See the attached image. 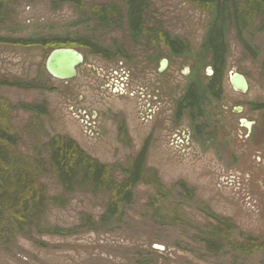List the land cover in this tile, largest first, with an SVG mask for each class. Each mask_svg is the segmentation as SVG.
I'll return each instance as SVG.
<instances>
[{
	"label": "rangeland",
	"instance_id": "1",
	"mask_svg": "<svg viewBox=\"0 0 264 264\" xmlns=\"http://www.w3.org/2000/svg\"><path fill=\"white\" fill-rule=\"evenodd\" d=\"M101 6L116 9L109 25L93 19ZM4 13L0 105L6 110L4 123L18 141L16 155L33 157L51 138H68L121 182L146 148V174L124 221L112 231L84 228L86 220H100L109 196L76 192L66 197L64 207L48 205L35 226L1 248L0 264H264V32L258 33L256 24L244 37L255 57L243 49L235 31L227 34L223 93L209 104L203 144L186 115L177 120L176 106L188 85L207 84L213 76L210 57L201 52L207 12L188 0H148L138 42L129 37L127 9L120 0H86L82 11L55 9L50 0L12 2ZM166 36L186 45L181 57L170 53ZM30 37L57 44L88 37L116 57L106 60L73 44L69 49L84 62L73 80L61 81L46 70L52 46L10 44ZM164 60L167 67L161 72ZM231 73L246 78V93L232 88ZM241 121L252 123L251 130ZM39 182L50 199L63 196L52 173ZM154 182L167 191L164 198ZM182 183L193 190L192 203L180 200ZM155 199L159 202L151 207ZM157 208L162 215L178 208L183 222L173 226L156 217ZM207 211L233 223L234 242L252 238L260 251L248 258L233 250L209 253L202 240L217 222Z\"/></svg>",
	"mask_w": 264,
	"mask_h": 264
},
{
	"label": "trees",
	"instance_id": "2",
	"mask_svg": "<svg viewBox=\"0 0 264 264\" xmlns=\"http://www.w3.org/2000/svg\"><path fill=\"white\" fill-rule=\"evenodd\" d=\"M37 1L0 0V24L6 20L4 12H6L7 5L12 4V2L17 5L34 4ZM85 1L50 0L55 9L70 6L80 11L85 8ZM120 1L126 5V25L129 37L133 42H138L145 30V11L148 7V0ZM188 1L197 9L207 12L210 17L201 52L209 55V65L213 70V76L207 84L191 83L187 86L184 95L177 103L176 116L177 120L180 121L186 115L193 124L195 132L200 135L199 139L205 144L203 133L206 129L204 124H207L206 115L209 104L212 101L219 100L223 93L227 34L231 30L235 31L243 49L249 56L255 57L252 47L244 37L246 35L249 37L255 31V24L258 33L264 32V0ZM99 8V10L92 13L93 19L103 25H109L113 21L112 18L117 14L116 9L110 10L106 6ZM163 38L173 56L181 57L186 52V45L183 42L168 36ZM3 40L9 43L8 40ZM10 44L46 48L52 46L51 51H54L61 48H70L75 43L68 41L59 44L54 41L49 43L43 37H30L29 39L11 41ZM75 45L89 48L93 53L102 56L106 60H112L116 57L114 52L94 44L92 39L90 40L88 37L78 39V43ZM201 59L204 60L203 57ZM202 64L204 65L205 61ZM3 85L23 89L35 88L34 86H23L21 84L3 83ZM2 108L0 105V249L11 243L18 235L35 226L45 214L48 205L54 204L55 206L64 207L66 197L76 192L104 193L109 196L100 220L98 222L93 219L86 220V227L84 228H90L97 232H108L113 230L114 224H120L124 221L127 210L134 203V190L146 174V148H143L132 162L121 182L117 181L113 170L88 156L74 141L60 136L51 138L48 143L36 151L33 157L24 158L14 152L18 141L4 123V112L6 113V110ZM29 110L38 115L35 109L30 108ZM200 120H203V126L200 125ZM195 124L200 126L197 127ZM49 172L52 173L62 189L63 196L51 199L46 196V189L39 180L41 177L47 176ZM151 185L155 186L161 196L160 198H164L163 194H167L165 188L159 182H154ZM180 188L183 189V195L179 197L180 200L192 203L193 190L188 189L184 183L180 184ZM157 201L155 199L151 207H154ZM154 214L159 218L164 217L169 223H173V226L183 222L178 208L172 215L169 213L162 215L158 208ZM204 214L209 219L217 222V227L211 229L209 233H205V238L202 240L209 253L219 254L224 250H233L240 256L248 258L260 251L261 245L256 244L257 241L252 238L244 239L241 243L234 242V226L229 220L217 218L210 215L208 211ZM137 264H149V262L140 260Z\"/></svg>",
	"mask_w": 264,
	"mask_h": 264
},
{
	"label": "water",
	"instance_id": "3",
	"mask_svg": "<svg viewBox=\"0 0 264 264\" xmlns=\"http://www.w3.org/2000/svg\"><path fill=\"white\" fill-rule=\"evenodd\" d=\"M83 56L74 49L61 48L52 51L46 62L47 72L57 80L70 81L77 75L78 68L83 64ZM167 67V61L161 63L160 71L163 72ZM212 75V71L208 72ZM230 85L239 93H246L248 91V82L246 78L237 73L230 74ZM236 113H241V109H237ZM243 127L248 131L251 130L252 123L241 121Z\"/></svg>",
	"mask_w": 264,
	"mask_h": 264
}]
</instances>
